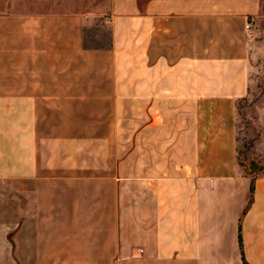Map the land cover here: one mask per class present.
<instances>
[{
    "label": "crops",
    "instance_id": "crops-1",
    "mask_svg": "<svg viewBox=\"0 0 264 264\" xmlns=\"http://www.w3.org/2000/svg\"><path fill=\"white\" fill-rule=\"evenodd\" d=\"M263 19L264 0L0 15V264H264V163L239 164L235 122ZM95 23L106 46L85 44ZM91 93L134 109L132 165L46 131Z\"/></svg>",
    "mask_w": 264,
    "mask_h": 264
},
{
    "label": "rangeland",
    "instance_id": "rangeland-1",
    "mask_svg": "<svg viewBox=\"0 0 264 264\" xmlns=\"http://www.w3.org/2000/svg\"><path fill=\"white\" fill-rule=\"evenodd\" d=\"M107 3L108 0H0V15L35 14L44 10L91 12L98 15L102 13ZM96 25L97 23L91 24V27L85 29V44L93 47L106 46L108 43L107 29L104 27L103 31H100ZM262 29L264 39V19ZM250 77L248 92L237 103L235 122L238 162L247 173L254 174L263 171L262 164L264 163V60H259ZM87 95L93 100L91 108L59 110V115L63 118H70L72 123H65L69 121L63 119L62 122L65 121L62 124L46 126V131L52 128L53 134L56 136L61 134V140L56 139L53 143L60 145L63 157L69 155V152L74 154L75 149L76 161L92 160V164L97 166L105 164L110 159L112 160L110 164H114V161L118 160V154L120 158L121 155L126 154V164L132 165L134 109L132 107L102 108L104 103H101V100L106 94ZM51 111L54 110L49 112ZM121 117L125 118V124H118V118ZM108 149L111 152V158L107 157Z\"/></svg>",
    "mask_w": 264,
    "mask_h": 264
},
{
    "label": "built area",
    "instance_id": "built-area-1",
    "mask_svg": "<svg viewBox=\"0 0 264 264\" xmlns=\"http://www.w3.org/2000/svg\"><path fill=\"white\" fill-rule=\"evenodd\" d=\"M252 27V25L250 24V22H248L247 24H246V29H250Z\"/></svg>",
    "mask_w": 264,
    "mask_h": 264
}]
</instances>
